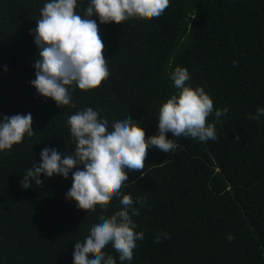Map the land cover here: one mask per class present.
<instances>
[{"label":"trees","instance_id":"obj_1","mask_svg":"<svg viewBox=\"0 0 264 264\" xmlns=\"http://www.w3.org/2000/svg\"><path fill=\"white\" fill-rule=\"evenodd\" d=\"M49 2L0 0V121L31 113L34 131L0 151V264H74L75 243L86 239L100 215L121 210L124 195L139 210L132 220L144 238L131 261L121 262L106 246L116 264H264V116L249 118L264 108V0H170L154 20L133 17L121 24L91 17L109 75L95 89L72 87L66 106L30 83L39 57L30 30ZM90 3L77 0L76 14L83 17ZM176 67L188 70L186 86L202 87L213 100L206 123L215 124L217 140L167 133L175 151L150 147L143 172L125 169L128 180L106 211L100 205L78 209L66 198L72 173L67 179L41 174L43 185L21 187L27 170L42 163L44 148L73 154L67 121L87 107L108 120L109 131L130 116L146 139L159 135L160 108L179 92L170 78ZM225 108L217 121L215 111ZM139 197L147 198L143 206ZM163 233L171 239L155 243ZM228 235L235 239L229 242Z\"/></svg>","mask_w":264,"mask_h":264},{"label":"clouds","instance_id":"obj_2","mask_svg":"<svg viewBox=\"0 0 264 264\" xmlns=\"http://www.w3.org/2000/svg\"><path fill=\"white\" fill-rule=\"evenodd\" d=\"M169 3L170 0H91L82 17L75 12L77 0H51L41 9L36 28L30 30L39 49L34 65L36 79L31 85L39 95L53 99L57 106L71 103L72 87L83 91L98 88L108 77L109 70L103 54L105 45L91 17L98 16L101 24H121L133 17L154 20ZM233 64L236 66L238 62L233 61ZM170 78L179 92L160 108L159 135L146 139L145 130L133 123L130 116L115 120L109 131L108 120L100 119L97 111L87 107L67 121L75 141L73 154L62 155L57 149L44 148L40 154L42 163L27 170L20 181L21 187L32 188V181L43 185L41 174L49 178L57 174L67 179L72 173L73 185L66 198L75 200L78 209L95 211L96 205H100L106 211L128 180L125 169L143 172L150 147L165 153L175 151L177 144L167 138V133L171 132L173 137L197 138L200 142L217 140L215 124L206 123L214 107L210 96L202 87L186 86L190 79L186 68L176 67ZM227 111V108L216 110L217 121ZM261 116H264V108H259L256 115L249 118L259 120ZM32 124L31 113L4 116L0 121V151L10 150L25 134L32 136ZM235 139L239 141L240 136ZM81 165L83 170L73 172ZM146 199L138 198L141 206ZM120 204L123 205L121 210L110 217L100 215V223L92 226L86 239L75 243L74 264H116L114 257L104 251L109 244L119 254L121 262L133 259L136 242L144 238L143 232L134 231L137 225L132 220L139 210L133 206L129 195H124ZM162 238L171 239V236L158 234L154 242L160 243ZM234 239L232 235L227 236L229 242Z\"/></svg>","mask_w":264,"mask_h":264}]
</instances>
